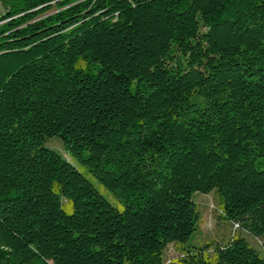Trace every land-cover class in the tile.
<instances>
[{
	"label": "trees",
	"instance_id": "16d2710c",
	"mask_svg": "<svg viewBox=\"0 0 264 264\" xmlns=\"http://www.w3.org/2000/svg\"><path fill=\"white\" fill-rule=\"evenodd\" d=\"M214 188L264 253V0L0 7L1 264H162ZM189 259L264 264L240 235Z\"/></svg>",
	"mask_w": 264,
	"mask_h": 264
},
{
	"label": "rangeland",
	"instance_id": "374dc122",
	"mask_svg": "<svg viewBox=\"0 0 264 264\" xmlns=\"http://www.w3.org/2000/svg\"><path fill=\"white\" fill-rule=\"evenodd\" d=\"M7 0H0L1 11L4 10ZM55 7L53 8V10ZM44 145L58 152L62 157L71 161L79 171L93 184V186L107 200L119 207L114 197L107 191L88 171L75 161L64 147L59 137L47 138ZM192 200L198 214L196 229L189 240L183 244L170 243L161 252L162 264H191L189 254L200 251L202 258L207 262H213L214 247L226 245L234 236L240 235L246 239L250 246L255 248L264 257L261 238H256L240 229L235 222H229L222 218L219 208L216 189L208 193L194 192Z\"/></svg>",
	"mask_w": 264,
	"mask_h": 264
},
{
	"label": "water",
	"instance_id": "95a60500",
	"mask_svg": "<svg viewBox=\"0 0 264 264\" xmlns=\"http://www.w3.org/2000/svg\"><path fill=\"white\" fill-rule=\"evenodd\" d=\"M0 264H1V261H0Z\"/></svg>",
	"mask_w": 264,
	"mask_h": 264
}]
</instances>
